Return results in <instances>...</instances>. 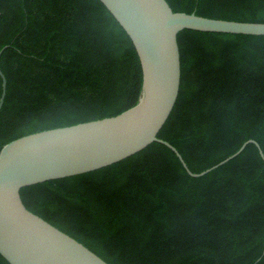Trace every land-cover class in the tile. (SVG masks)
<instances>
[{
	"label": "trees",
	"instance_id": "trees-1",
	"mask_svg": "<svg viewBox=\"0 0 264 264\" xmlns=\"http://www.w3.org/2000/svg\"><path fill=\"white\" fill-rule=\"evenodd\" d=\"M169 1L176 11L264 22V0ZM177 42L180 94L157 136L196 173L248 139L264 154V35L186 30ZM2 48L0 149L138 100L137 53L99 0H0ZM20 196L108 264H264V160L253 143L193 177L152 142L104 170L25 186ZM0 264L9 263L0 255Z\"/></svg>",
	"mask_w": 264,
	"mask_h": 264
},
{
	"label": "water",
	"instance_id": "water-1",
	"mask_svg": "<svg viewBox=\"0 0 264 264\" xmlns=\"http://www.w3.org/2000/svg\"><path fill=\"white\" fill-rule=\"evenodd\" d=\"M130 38L142 73L137 102L103 118L17 137L0 149V255L9 264H108L67 233L28 210L20 189L47 180L104 170L149 145L171 149L186 172L199 177L239 154L192 172L181 154L157 136L180 94L177 34L186 30L264 35V22L210 18L176 11L169 0H99ZM4 48V47H3ZM3 48L0 50H3ZM2 106L6 79L0 70ZM260 258H257L252 264Z\"/></svg>",
	"mask_w": 264,
	"mask_h": 264
}]
</instances>
